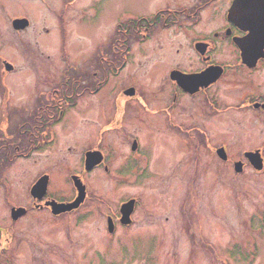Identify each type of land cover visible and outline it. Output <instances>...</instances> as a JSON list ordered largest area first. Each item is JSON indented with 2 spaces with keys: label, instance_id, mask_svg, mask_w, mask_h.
Returning <instances> with one entry per match:
<instances>
[{
  "label": "flooded vegetation",
  "instance_id": "flooded-vegetation-1",
  "mask_svg": "<svg viewBox=\"0 0 264 264\" xmlns=\"http://www.w3.org/2000/svg\"><path fill=\"white\" fill-rule=\"evenodd\" d=\"M44 1L49 2L51 13L49 26H42L44 39L49 45L52 37L56 44L57 34L62 36L60 48L56 44L45 52L47 46L43 47L42 32H38L34 45L27 41L24 46L28 47L17 54H36L49 58V63L37 58L31 65L11 63L7 70L6 61L16 60L0 47V196L7 214L0 226L1 256L22 252L27 216L38 219L48 213L57 220L81 213L77 220H86L87 175L97 168L109 173V166L117 161V149L127 148L125 160L135 168H150L137 130L163 128L161 135L171 140L169 150L175 155L179 142L196 151L197 157L203 150L219 159L217 150L223 148L226 159L220 161L233 166L241 161V172L250 166L246 152L258 150L264 160V143L243 151L242 161L231 159L228 143L216 139L217 135L264 130V0H149L146 6L123 5L119 0L122 8L117 5L116 19L107 33V15L101 10L106 0ZM25 16L7 20L20 38L38 28ZM22 18H27L26 26L16 29L13 21ZM80 26L88 32L96 28L99 36L91 43ZM74 34H82L90 43L87 52L77 47L81 53L77 57L72 51ZM31 46L38 47L37 52H31ZM53 51L59 53L55 61L62 65L56 74ZM107 87L108 95L103 93ZM67 115L71 124L62 125ZM151 118L159 119L160 125ZM81 122L87 126L80 137L75 130ZM108 133V144L112 146L114 140L117 145L111 158L102 150ZM90 152L101 156L91 168L86 164ZM75 182L84 187V199L78 207L54 214L53 201L75 200ZM62 185L70 190L60 194ZM135 211L136 207L132 223ZM108 221L115 232L119 219L109 215Z\"/></svg>",
  "mask_w": 264,
  "mask_h": 264
},
{
  "label": "rangeland",
  "instance_id": "rangeland-1",
  "mask_svg": "<svg viewBox=\"0 0 264 264\" xmlns=\"http://www.w3.org/2000/svg\"><path fill=\"white\" fill-rule=\"evenodd\" d=\"M117 1L123 5L141 3L144 6L149 2L104 1L101 10L107 15L106 33L116 19L117 5L122 8ZM48 4L44 0H0V34L5 36H0V47L3 46L6 56L16 60L14 63L8 57L13 66L31 65L37 60L36 54L17 53L28 47L24 46L27 41L34 45L42 26H49ZM17 15L31 18L37 30L29 29L23 38L15 35L7 20ZM56 25L54 22L55 30ZM79 29L91 38L89 41L94 40L96 28L95 32H88L84 26ZM40 34L43 47L47 46L45 52L49 53L56 44L60 48L62 36L56 31L51 33L53 37L59 36L56 44L51 37L48 45L45 33ZM73 42L74 57L81 55L77 47L88 51L90 43L82 34H74ZM36 46H31V52H37ZM54 55L52 61L59 60V53ZM38 59L45 64L50 61L49 58ZM70 59L74 60L71 55ZM60 68L62 65L56 62L54 74ZM109 89L107 87L103 93L108 95ZM66 117L62 125L71 124L69 115ZM151 121L160 125L157 118ZM79 125L75 133L81 137L82 127L87 124L81 122ZM90 128L94 129L92 125ZM162 130L136 131L142 149L150 157V168L132 166L130 160H125L127 148L121 147L120 152L114 140L110 146L107 142L110 133L106 134L102 150L111 158L114 154L111 157L110 154L117 149L114 158L117 161L109 166V173L97 168L87 175L88 218L78 221L77 217L83 216L81 213L57 220L48 213L40 214L38 219L27 216L23 219L28 225L23 224L26 232L22 238V252L11 254L10 251L8 257L0 255V264H264V167L257 172L248 166L237 173L232 163L220 161L209 151L201 150L197 157L196 151L188 150L181 142L177 143L179 153L175 155L169 150L171 140L161 135ZM219 137L228 143L227 153L231 159L245 161L242 152L261 147L264 130L257 129L248 135H217L216 139ZM262 152L264 156V149ZM61 188L60 194L70 190L68 185ZM129 198L138 200L133 223L124 226L116 221L114 234L108 235L107 217L110 215L118 220L120 204ZM18 200L23 203L22 199ZM5 207V199L0 196V226L7 216Z\"/></svg>",
  "mask_w": 264,
  "mask_h": 264
},
{
  "label": "water",
  "instance_id": "water-1",
  "mask_svg": "<svg viewBox=\"0 0 264 264\" xmlns=\"http://www.w3.org/2000/svg\"><path fill=\"white\" fill-rule=\"evenodd\" d=\"M13 24L15 25L16 29H20V28H24L25 25L27 24V21L25 19H15L13 21ZM10 67V65L6 64V69L8 70ZM217 154L221 159H226V155L225 152L222 148H219L217 150ZM246 158H248L250 164L253 166L254 169L256 170H262L263 168V164H262V159L258 153V151L255 152H247L245 154ZM101 160V156L99 155V153L96 152H90L89 154H87V166H93L96 163H99ZM241 167L242 164L240 162H236L234 165V169L236 172H240L241 171ZM78 186L79 189V195L76 198V200L69 204V205H64V204H54V213H59V212H64L67 211L69 209H71L72 207H77L79 205V203L82 201L83 199V188L79 187V183L76 184ZM133 200L128 201L127 203H124L121 205L120 208V213H121V218H120V222L122 224H128L129 220L128 217L130 215V213L132 212V208H133Z\"/></svg>",
  "mask_w": 264,
  "mask_h": 264
}]
</instances>
